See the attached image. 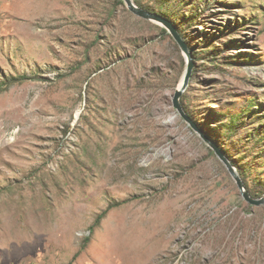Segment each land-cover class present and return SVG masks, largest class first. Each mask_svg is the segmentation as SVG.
Wrapping results in <instances>:
<instances>
[{
  "label": "rangeland",
  "instance_id": "1",
  "mask_svg": "<svg viewBox=\"0 0 264 264\" xmlns=\"http://www.w3.org/2000/svg\"><path fill=\"white\" fill-rule=\"evenodd\" d=\"M134 1L188 51L125 0H0V264H264V204L173 105L193 60L186 112L264 196V0Z\"/></svg>",
  "mask_w": 264,
  "mask_h": 264
},
{
  "label": "water",
  "instance_id": "2",
  "mask_svg": "<svg viewBox=\"0 0 264 264\" xmlns=\"http://www.w3.org/2000/svg\"><path fill=\"white\" fill-rule=\"evenodd\" d=\"M128 7L136 14L147 18V19H153L158 20L164 24V26L172 33V35L175 37V39L180 44L181 48L185 51H188L186 42L182 39V36L178 32L176 26L171 22L170 19L167 17L160 15L156 12L150 11L148 9H144L140 6H138L134 0H125ZM194 68V61L190 60V63L188 65V68L186 70V73L183 77V84L177 88L175 91V94L173 96V105L176 107L178 112L181 114L182 117H184L195 130L201 133L202 137L205 139V141L213 148L215 153L219 156V158L225 163L230 173L233 175L235 180L237 181L238 187L244 196V198L249 201L253 205H262L264 204V196L261 197H254L251 192L246 187V184L239 173L238 169L234 166V164L230 161V159L226 156V154L222 151L220 146L211 138H209L205 133H203L197 124L191 119V117L186 112L184 105L182 104L181 98L183 93L186 91L190 79L193 73Z\"/></svg>",
  "mask_w": 264,
  "mask_h": 264
},
{
  "label": "trees",
  "instance_id": "3",
  "mask_svg": "<svg viewBox=\"0 0 264 264\" xmlns=\"http://www.w3.org/2000/svg\"><path fill=\"white\" fill-rule=\"evenodd\" d=\"M164 30L166 31V29H164ZM24 78H26V77H16L15 80H16V79H17V80H22V79H24ZM0 90H2V89L0 88ZM114 206H115V204H111V205H109V207L106 208L102 213H100V214L98 215L97 219H96V223H98L99 221H101V219H102L103 217H105L106 214L109 212V210L112 209ZM92 232H93V229H92ZM89 239H90L89 237L86 238V242H85V244H87V242H88Z\"/></svg>",
  "mask_w": 264,
  "mask_h": 264
},
{
  "label": "bare ground",
  "instance_id": "4",
  "mask_svg": "<svg viewBox=\"0 0 264 264\" xmlns=\"http://www.w3.org/2000/svg\"><path fill=\"white\" fill-rule=\"evenodd\" d=\"M183 84V79H182V81H181V83H180V85L179 86H181Z\"/></svg>",
  "mask_w": 264,
  "mask_h": 264
}]
</instances>
